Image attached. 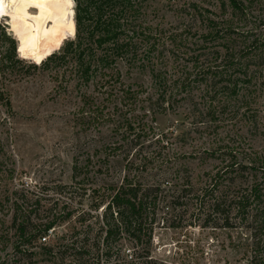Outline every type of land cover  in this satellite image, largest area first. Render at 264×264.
Instances as JSON below:
<instances>
[{
  "label": "trees",
  "instance_id": "trees-1",
  "mask_svg": "<svg viewBox=\"0 0 264 264\" xmlns=\"http://www.w3.org/2000/svg\"><path fill=\"white\" fill-rule=\"evenodd\" d=\"M142 1L147 0H75L74 38L42 62L43 66H69L81 83L95 80V93L82 98L78 111L84 131L97 132L89 138L87 149L92 142L100 145L94 149L103 156L99 164L125 161L121 184L103 209V242L107 249L116 242L118 226L106 219L116 216L117 223L127 228L133 248L146 251L152 231L149 216L162 203L200 228L245 232L242 261L264 264V152L253 149L236 131L247 113L257 112L254 105L264 95V0H169L177 19L167 26L147 21L150 16L140 14ZM124 25L141 29L138 35L145 57L133 55L135 42L119 39ZM5 29L0 24V43H9L5 50L0 46V107L9 114L11 104L3 82L8 69L26 61L17 58L14 41ZM118 61L148 71L152 91L142 84H126L116 68ZM178 110L195 133L200 131L198 144L189 135L159 133L142 121L148 115L153 122L156 115H177ZM187 143L190 150H184ZM85 162L86 166L93 164L90 157ZM194 164L200 168L195 175ZM77 165L75 161L73 180L81 175ZM207 165L211 169H202ZM152 171L163 179L145 185ZM12 174H7L8 179ZM165 179L170 181L167 190ZM0 188L4 189L0 211H13L9 227L16 239L13 250L24 247L27 264H32L35 243L57 223L70 219L75 210L46 209L41 217L38 203L28 206L30 202L22 200L23 190ZM4 224L0 220V242ZM68 245L74 262L97 264V259H85L90 250L78 239L71 238ZM40 247L45 254L62 258L56 246Z\"/></svg>",
  "mask_w": 264,
  "mask_h": 264
},
{
  "label": "rangeland",
  "instance_id": "rangeland-1",
  "mask_svg": "<svg viewBox=\"0 0 264 264\" xmlns=\"http://www.w3.org/2000/svg\"><path fill=\"white\" fill-rule=\"evenodd\" d=\"M140 6V14L150 16L146 18L147 21L156 20L167 26L174 24L177 19L169 0L142 1ZM142 16L141 19L145 21ZM0 24L6 27L7 35L14 41L17 55L18 43L13 33L8 31L6 19L0 20ZM133 28L124 25L118 37L135 42L137 45L132 47V53L135 57L143 58L146 51L141 42L142 37L138 35L141 29ZM0 46L5 50L9 43L3 42ZM133 55L131 58H134ZM116 68L120 70L126 84H142L148 91H152L148 71L139 70L134 63L128 64L125 61H118ZM94 86L95 80L81 83L69 66L60 68L50 63L45 66L43 63L39 66L33 62L16 63L5 76L3 87L11 104V112L8 114L0 107V141L3 147L0 150V161L4 162L0 167V186L7 187L9 192L23 190L22 200L27 204L30 202L28 206L38 203V215L41 217H44L42 211L46 209L57 211L64 207L75 210L70 219L57 223L51 229L52 235L45 242V246H56L63 253L62 258L45 254L40 247L41 243L36 242L31 263L79 264L69 257L74 253L68 245L73 238L90 250L85 259H97V264L126 261L144 264L146 260H152L154 264H245L242 261L245 232L200 228L187 222L185 217L179 218L171 210L168 211L167 205L162 203H158L155 212L149 216L152 231L146 251H141V247L133 248L127 228L117 223L119 218L116 216L113 219L106 218L107 223L117 225L119 229L115 232L116 242L110 243L107 249L103 242L106 230L103 209L110 203L126 171L123 169L125 161L115 163L111 160L109 166L99 164L98 158L102 155L94 152L99 144L94 145L92 142L89 144L90 149H87L89 138L96 136L97 132L84 131V120L78 111L83 105L82 98L95 93ZM254 107L257 112L247 113L238 123L236 131L242 134L253 149L264 152V95ZM182 112L178 110L177 115L170 112L156 115L154 122L151 115H148L142 121L154 126L159 133L189 135L198 144L202 138L200 131H193L191 122L184 120ZM103 132L107 134L109 130L104 128ZM188 141H191L189 137ZM137 149L131 151L130 158ZM184 150H190L189 143ZM88 157L93 164L86 166L85 160ZM75 161L78 162L76 167L81 170V175L73 180ZM181 161H185L184 158ZM193 169L194 175L200 171L196 164ZM202 169L209 170L211 166ZM10 170H13V174L9 173ZM7 174H12L11 180ZM155 174V171L149 172L144 184L150 185L163 179ZM165 180L163 183L167 190L170 181ZM22 208L26 209L25 205ZM8 210L4 208L0 211V220L5 223L2 230L4 239L0 242V264H27L28 260L22 252L24 247L18 251L13 250L16 239L9 229L13 211Z\"/></svg>",
  "mask_w": 264,
  "mask_h": 264
},
{
  "label": "clouds",
  "instance_id": "clouds-1",
  "mask_svg": "<svg viewBox=\"0 0 264 264\" xmlns=\"http://www.w3.org/2000/svg\"><path fill=\"white\" fill-rule=\"evenodd\" d=\"M75 0H65L64 6L68 9L74 7ZM35 7L41 11V15L29 16L26 11L28 8ZM3 12L5 15H11L13 23L11 28L8 29L10 33H15L14 39L19 41L17 47V58L25 60L26 62H35L37 66L41 64V61L51 54V50L46 51L43 56L36 55L34 51L35 36L32 35L35 31L42 27V23L45 19H52L51 14L47 16L44 13L47 12L46 0H42L40 3L35 2H22V0H4ZM29 20L35 21V25L28 23ZM67 36L74 38L73 24H68ZM65 37L62 36L61 39ZM60 46V41H57V47Z\"/></svg>",
  "mask_w": 264,
  "mask_h": 264
},
{
  "label": "bare ground",
  "instance_id": "bare-ground-1",
  "mask_svg": "<svg viewBox=\"0 0 264 264\" xmlns=\"http://www.w3.org/2000/svg\"><path fill=\"white\" fill-rule=\"evenodd\" d=\"M75 6V5H74ZM47 12L44 13L45 16L51 14L52 19H45L42 23V27L32 33L35 36L33 41L35 47L34 51L36 55L43 56L46 51L51 50V54L46 56L41 63L56 52L67 40L68 24H73V33L75 31V22H74V7L68 9L64 6V0H46ZM29 16L41 15V11L35 7L28 8L26 10ZM6 19L7 27L11 28L13 23L11 15H5L0 17V20ZM28 23L35 25V21L29 20ZM15 35V33H13ZM64 36V39L61 37ZM17 43L19 41L16 39ZM57 41H60V46L57 47ZM18 47V46H17ZM35 64V62H33Z\"/></svg>",
  "mask_w": 264,
  "mask_h": 264
},
{
  "label": "snow or ice",
  "instance_id": "snow-or-ice-1",
  "mask_svg": "<svg viewBox=\"0 0 264 264\" xmlns=\"http://www.w3.org/2000/svg\"><path fill=\"white\" fill-rule=\"evenodd\" d=\"M14 2H15V0H14ZM22 2H35V3H40V2H42V0H22ZM64 2H65V0H64ZM3 3H4V0H0V17L4 16Z\"/></svg>",
  "mask_w": 264,
  "mask_h": 264
},
{
  "label": "built area",
  "instance_id": "built-area-1",
  "mask_svg": "<svg viewBox=\"0 0 264 264\" xmlns=\"http://www.w3.org/2000/svg\"><path fill=\"white\" fill-rule=\"evenodd\" d=\"M52 232H53V230H49L48 233H47V236L42 237V238L40 239V243H41V245H47L45 242H46L47 239L50 238V236L52 235ZM41 241H42V242H41Z\"/></svg>",
  "mask_w": 264,
  "mask_h": 264
}]
</instances>
